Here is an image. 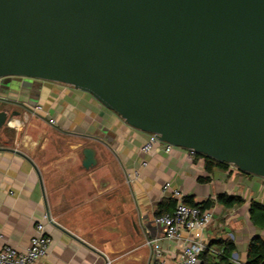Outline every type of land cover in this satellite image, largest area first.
<instances>
[{"label":"water","instance_id":"obj_1","mask_svg":"<svg viewBox=\"0 0 264 264\" xmlns=\"http://www.w3.org/2000/svg\"><path fill=\"white\" fill-rule=\"evenodd\" d=\"M12 78L87 93L161 143L264 180V0H0V83ZM0 103L1 129L20 114Z\"/></svg>","mask_w":264,"mask_h":264},{"label":"crops","instance_id":"obj_2","mask_svg":"<svg viewBox=\"0 0 264 264\" xmlns=\"http://www.w3.org/2000/svg\"><path fill=\"white\" fill-rule=\"evenodd\" d=\"M0 98L12 103L8 115L20 114L0 129V250L24 252L39 222L52 244L37 264H151L153 241L166 264H174L191 239L206 244L197 264H217L224 250L220 242L233 244L231 264H244L249 241L264 239V221L253 226L249 217L251 202L264 206L263 179L231 167L208 174L202 157L181 148L166 154L157 146L144 155L140 147L148 134L62 84L22 83L0 90ZM86 148L96 162L89 169L82 166ZM171 191L194 204L212 201L210 225L183 232L177 241L163 239L154 220ZM220 195L244 203L225 208L216 202ZM140 218L148 225L147 239L133 228Z\"/></svg>","mask_w":264,"mask_h":264},{"label":"built area","instance_id":"obj_3","mask_svg":"<svg viewBox=\"0 0 264 264\" xmlns=\"http://www.w3.org/2000/svg\"><path fill=\"white\" fill-rule=\"evenodd\" d=\"M35 111H40L36 107ZM157 146H162L164 153L169 154L172 146L161 143L155 135L148 134L147 139L140 147V152L144 155L151 153ZM194 155V152H191ZM141 167H146L142 162ZM138 176L137 171L133 173ZM169 190L166 184L162 190L165 194ZM168 200L174 202L173 209L159 217H155L154 222L162 226L163 239L167 241H177L181 233L200 232L207 228L213 217L212 209L201 210L200 208L184 204L183 196L178 191H171ZM46 220V217H44ZM43 222L36 223L35 235L30 239L29 245L24 252H17L13 248L4 246L0 250V264H37L41 259L48 255L52 240L45 234ZM153 253V262L151 264H166L167 257L162 255L159 244L156 241L150 242ZM206 249V244L201 240H189L177 256L174 264H197L198 258Z\"/></svg>","mask_w":264,"mask_h":264},{"label":"trees","instance_id":"obj_4","mask_svg":"<svg viewBox=\"0 0 264 264\" xmlns=\"http://www.w3.org/2000/svg\"><path fill=\"white\" fill-rule=\"evenodd\" d=\"M194 156L202 157L204 159V170L206 173H211L213 169H228L230 166L224 163H218L210 158H207L200 154H195ZM216 202L221 204L225 208H232L235 206H240L244 203V200L240 197L220 195L216 198ZM184 204L188 206H193L200 208L201 210L211 209L213 202L206 201L201 204H194L190 200L185 199ZM174 202L170 200L163 201L156 212V217H159L165 213L171 212L173 209ZM250 222L253 226H259L258 223L264 221V206H261L255 202L250 203L249 208ZM264 229V225L262 227ZM223 245L224 250L222 256L217 264H231L228 261L231 253L234 250V246L231 242H220ZM202 255V254H201ZM200 255V256H201ZM199 256V258H200ZM244 264H264V239L261 237H253L247 247V257Z\"/></svg>","mask_w":264,"mask_h":264},{"label":"flooded vegetation","instance_id":"obj_5","mask_svg":"<svg viewBox=\"0 0 264 264\" xmlns=\"http://www.w3.org/2000/svg\"><path fill=\"white\" fill-rule=\"evenodd\" d=\"M36 82H38V81L30 80V85H35L36 86L37 85ZM22 83L29 84L27 81H24V80L10 79L8 81H4L3 83H0V87H3V90L6 89V88H8V90H11V89L15 88L16 86L21 85ZM4 87H6V88H4Z\"/></svg>","mask_w":264,"mask_h":264},{"label":"rangeland","instance_id":"obj_6","mask_svg":"<svg viewBox=\"0 0 264 264\" xmlns=\"http://www.w3.org/2000/svg\"><path fill=\"white\" fill-rule=\"evenodd\" d=\"M12 79H14V80H24V81H27L28 83H30V80H28V79H20V78H12ZM37 84H40L41 82H36Z\"/></svg>","mask_w":264,"mask_h":264}]
</instances>
